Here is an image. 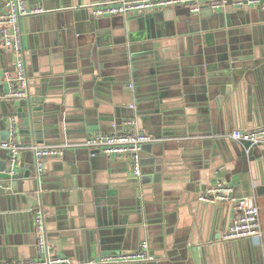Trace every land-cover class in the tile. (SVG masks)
Listing matches in <instances>:
<instances>
[{
	"label": "crops",
	"instance_id": "0c3cea01",
	"mask_svg": "<svg viewBox=\"0 0 264 264\" xmlns=\"http://www.w3.org/2000/svg\"><path fill=\"white\" fill-rule=\"evenodd\" d=\"M95 1L28 0L44 9L21 21L31 82L27 101L0 100V133L8 135L14 117L16 169L30 171L35 158L32 145H22L28 141L22 115L31 106L44 111L54 105L64 120L54 122L56 112L49 113L52 121L34 144L61 146L64 154L46 160L40 193L35 171L0 190V261L38 256L32 212L41 207L51 249L79 264H218L225 253L228 264H264V236L223 240L235 216L232 204L198 199L216 179L232 185L237 196L254 193L264 231V145L249 154L230 136L235 128L264 125V0L232 9L203 6L195 12L200 17L184 5L152 11L158 18L153 28L133 17L141 12L94 16L88 5ZM95 56L104 62L105 80L90 71ZM14 63L0 41V92L9 89L5 72ZM117 112L136 116L138 127L154 135L142 151L137 183L126 157L91 153L84 145L90 133L111 130ZM165 118L184 122L191 136L177 124L175 135L167 136L159 128ZM201 148V157L190 154ZM7 154L0 147V160ZM158 155L159 172L150 162ZM145 239L154 260L90 262L104 245L130 250Z\"/></svg>",
	"mask_w": 264,
	"mask_h": 264
},
{
	"label": "built area",
	"instance_id": "2783aa9c",
	"mask_svg": "<svg viewBox=\"0 0 264 264\" xmlns=\"http://www.w3.org/2000/svg\"><path fill=\"white\" fill-rule=\"evenodd\" d=\"M260 0H104L95 1L88 5L94 16L125 17L140 13L174 8L179 5L188 6L195 13L203 6L219 10L227 6L245 7L257 4ZM5 10L0 15V41L6 50L15 55L13 71H6L5 77L9 83L6 92H0V100L13 97L27 98L31 82L26 63V52L23 45L21 21L30 15L42 12L41 6H32L28 0H5ZM132 103L130 107H134ZM109 131H95L86 136L84 145L90 149H98L108 156L126 157L129 168L135 176L142 173V151L146 143L154 139L150 132L138 127L136 116L122 117L119 122L113 121ZM230 136L239 142H249L251 145H264V125L250 129L235 128ZM0 147L7 150L8 168L13 173L17 166L20 144L17 140V124L14 117L10 118L8 135L3 138L0 133ZM35 177L40 182L46 170V160L60 157L64 154L61 146L33 144ZM199 200L206 203H230L233 205L235 216L233 221L223 232V240L264 236L260 219V206L254 193L237 196L234 188L223 179H216L199 193ZM34 226L37 239L38 256L35 258L15 261L1 260L0 264H79L70 256L55 254L48 242L46 230V213L43 208L36 207L33 211ZM155 259L149 243L144 241L137 249L115 250L102 254L98 259H91L94 263H122L145 262Z\"/></svg>",
	"mask_w": 264,
	"mask_h": 264
},
{
	"label": "water",
	"instance_id": "95a60500",
	"mask_svg": "<svg viewBox=\"0 0 264 264\" xmlns=\"http://www.w3.org/2000/svg\"><path fill=\"white\" fill-rule=\"evenodd\" d=\"M226 9H232L231 6H229L228 8ZM219 13V12H218ZM191 15H197L198 17H200V14H196V13H193L191 11ZM128 17V16H127ZM133 17H143L146 21V24L148 25V28L151 26L153 28V24H155V22L158 20L157 16L155 13L153 12H141L140 14H136V15H133ZM167 17V13L165 14L164 12V18ZM196 17V16H195ZM257 48V47H256ZM96 53V52H95ZM258 53V52H257ZM34 64H35V70H38L37 66H36V59H37V55L34 54ZM37 68V69H36ZM105 68L104 66V62L103 61H100L98 60V56H95V65L93 68L90 69L91 73L94 74V78L97 79L98 77L101 78V80H105L107 78V75L104 74V73H101L102 70ZM201 71L204 70V66L201 65L200 67ZM24 100L27 101V98H25ZM55 107L54 105H48L46 106L45 110L43 111L42 107H35V108H29V112H28V115L26 112L23 113L22 115V121L24 122V128L26 129V132H27V136H26V139L28 140L27 142H24L22 143V145H33L37 140H39L40 138H42V132H45L46 131V127L43 126L44 123L45 124H49L52 120H55L54 122H56L57 120L59 119H62L64 120V117L62 115H60L59 117H57V111L53 110V109H57L56 108H53ZM36 110V112H35ZM39 110V112H38ZM50 110V111H48ZM61 110H63V108H61ZM51 112H56V115L54 116V119L51 120V117H48V114L51 113ZM42 115V116H41ZM114 115H111L110 118H112ZM117 119H113V121H118L122 118V116L120 115V113L117 112ZM8 118V116H7ZM165 121L164 122H161V125H160V129L162 127V125L164 126L165 128V131H166V135L167 136H174L175 135V125L177 124L176 122L174 121H171L167 118L164 119ZM180 127V130L183 132L182 135H185V136H191L188 132H189V127L188 125L184 124V122H180L179 124ZM180 125H182L183 127H181ZM159 128H157V126L155 127V134L156 136H160V131H159ZM163 128V127H162ZM178 134V133H177ZM47 136V135H46ZM7 137V136H6ZM4 137V138H6ZM240 145L242 146V149L244 151H246L247 149H249V154H253V146L254 145H251L249 142H239ZM202 145H205V143H201ZM91 153H102L100 150L98 149H92L91 150ZM190 154H193V155H197L198 157H201L204 152H203V149H194L193 152H190ZM34 162V161H33ZM150 162H153L154 165H155V171L159 172L161 171V169L163 168V156L162 155H158L156 157H154L152 159V157L150 158ZM142 164H143V159H142ZM60 169L63 168V165H59ZM143 170L144 168L142 167V173H143ZM34 170V164L30 167V171H26L25 172V168H20V171H17V169H15V171L13 173H11L9 171V168H8V161L7 159H2L0 160V190H6V187H7V183L8 181H12V180H16L18 178H22L24 176H29V174H32ZM129 173V172H128ZM135 179L133 180V182H136L137 183V180L139 178V176H135L134 177ZM34 181H36L37 183L39 182L37 179H33ZM35 182V183H36ZM41 179H40V182L38 184V186H36L37 188L35 189V191L38 193H40V190H41ZM40 185V186H39ZM137 196H139V190L137 191ZM199 197V195H198ZM138 198V197H137ZM29 199H31L33 202V205L35 206H38L40 204V199L39 198H35V197H29ZM199 199V198H198ZM138 201V199H137ZM33 205H30L33 207ZM136 207L137 209L139 208L140 205H138V203H133L131 205V207ZM130 208V207H129ZM32 216H33V212H32ZM35 229V227H34ZM143 241H146L143 240ZM107 242L106 241H103L101 240L100 243L103 245ZM37 244V239H36V242ZM221 248L225 247V244L224 243H221ZM106 247V248H105ZM102 248H104V251L102 254H107V253H110L112 251H115V250H122V246L120 245H110V246H103ZM137 249V248H136ZM225 249V248H223ZM225 252V250H224ZM153 253V252H152ZM154 254V253H153ZM1 258H5V257H1ZM145 263V262H144ZM143 264V263H142ZM218 264H228V259H227V255L225 253V255L223 254L222 256V259H221V262L218 258Z\"/></svg>",
	"mask_w": 264,
	"mask_h": 264
}]
</instances>
